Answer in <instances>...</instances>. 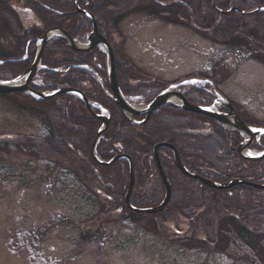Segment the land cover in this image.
<instances>
[{
  "label": "rangeland",
  "instance_id": "rangeland-1",
  "mask_svg": "<svg viewBox=\"0 0 264 264\" xmlns=\"http://www.w3.org/2000/svg\"><path fill=\"white\" fill-rule=\"evenodd\" d=\"M187 1L186 5L179 0L83 2L77 0L79 6L85 4L83 8L97 16L98 29L113 21L115 28L110 27L108 35L103 33V36L108 40L114 54L115 70L120 84L131 87L129 90L136 93V90L155 83H163L167 88L166 83L171 86L185 80L203 79L201 75L212 76L216 73L218 79L220 76L223 77V92L229 100L225 98L227 103L233 102L238 115L250 118V122L256 121L264 125V12L260 11H264V4H261L264 0H256L259 3H248L246 7L235 6L239 10L234 7L233 11H230V6L220 7V3H225L226 0H219V9H213L215 11L211 9L208 13L194 11V0ZM10 2L21 3L22 6L24 4V8L26 4L32 5L34 10L25 9L28 13L25 16H18L16 11L17 22L12 21L10 17H0V33L7 27L13 32H18L21 26L24 30H30L31 35L41 37L45 36L47 31H56L62 36L52 37L47 45L55 51L56 42L63 40L70 45L69 47L75 45L76 49L82 50L87 57L92 52L87 44L88 32L80 41L70 37L74 44L64 38L68 34L64 28L81 27L87 19L81 12L84 9L73 10L75 0H10ZM203 3L205 5V2ZM91 5L93 10H88ZM154 14H158L159 17L149 18ZM193 15L208 16L209 20L205 25L194 24L190 20L193 19ZM239 15L247 16L244 19L254 21L241 25L233 22L239 18L243 19ZM76 19H79V22H76ZM66 20H69L67 26L62 25ZM93 25L91 23V28ZM39 31L43 34H38ZM5 34L13 41L3 38L1 40H7L3 45L13 49L14 42H17L7 30ZM40 39L29 46L28 55H32L33 60L30 59L32 64L40 46ZM70 53L71 50L66 56L60 54L61 57H52V60L74 61ZM45 58L46 53L40 67L44 66ZM209 59L212 61L211 65H209L211 62L207 63ZM79 63L87 65L86 62L74 61L69 66L75 68L72 72L85 71L84 68H77ZM89 63L98 62L94 59ZM11 68L13 64L7 67H1L0 64V81H12L21 76L14 77ZM102 69L99 67L97 71ZM109 69L111 70V65L106 55L107 76ZM86 74L89 77L90 71L88 70ZM229 76L231 78L226 81ZM121 77L125 79L120 81ZM58 100L59 96H55L36 102L34 97L26 93L0 96V146L7 143L12 149L5 150L4 155L0 150L2 157L0 162L4 163L7 169L11 168L5 172L15 176V180L17 172L19 173L17 168L26 165L24 187L17 181L11 187L0 188L4 189L0 193V264H264V228L261 230L262 235L246 236L247 228H241L243 224L240 220H234L230 229L229 220L224 218L219 225L218 233V228L211 230L217 225L203 218L200 228L194 233L183 234L176 233V227L165 223L158 214L140 211L133 213L125 206L121 207V211H115L116 205L112 199L106 200L104 214H100L103 206H99L98 202L96 210L89 211L92 199L82 200L83 192L78 178L70 174L73 177L65 178V184L61 186L60 178L52 173V169L54 166H63L62 163L67 162L70 154L81 159L79 155L76 157L74 150H65L71 138L69 136L68 139L65 135L67 128L71 127L77 134L74 140L86 137L94 141L93 149L98 146V139L94 137L95 131L91 129L90 132L87 124H78L79 118L88 119L89 115L93 114L92 107L90 102L79 107L73 106L72 111L77 122L70 123L65 117L58 118L57 107L60 104ZM52 104L56 108H52ZM147 104H137L135 107L145 108ZM224 106L221 104L220 107ZM44 110L48 114H45ZM59 120H62L60 131L57 127ZM52 126L55 130H52ZM106 127L107 125L103 126ZM232 132L236 134L230 133V140L235 144L232 143L230 146L237 149L232 154L237 158L243 157L240 149L250 143L242 144L246 139L244 133L235 130ZM181 135L185 136L183 130ZM17 145L20 150H16ZM32 147L46 150H40L38 158L35 156L36 150H32ZM204 147L213 148L211 144ZM96 155L99 156L92 150L94 159ZM152 156L157 164L155 150ZM120 167L122 169L120 197L124 196L122 204L125 205L124 201H130L132 193L136 194L133 189L130 191L131 182L135 183L136 168L132 160L129 174L132 173L134 179H131L127 172L123 171L124 165L120 163ZM137 168L143 170L142 174L147 171L144 161L143 165L141 167L137 165ZM62 177H65L64 174ZM184 178V182L178 176L175 179L169 178L175 200L166 203L165 211L172 210L174 214L178 205L191 210L195 205H208L205 210L216 213L224 207L218 200L221 194L227 195L228 191L217 195L215 206L212 207V203L210 206L202 199L195 201L193 197L195 192L188 188L187 183L189 181L200 183L189 176ZM0 179L5 177L0 175ZM152 179L154 183L150 190L154 191L160 187V183L157 175L154 177L152 175ZM68 180H71L74 186L67 187ZM194 183L190 185L192 188ZM162 188L165 199L167 191L165 195L163 185ZM261 196L263 199L264 193ZM239 205V202L234 203L235 207ZM257 207L259 208L258 205ZM257 207H247L249 216H253L254 226H260L259 222L264 224V213L259 214ZM179 212L176 211L175 214ZM250 229L253 227L250 226ZM159 231L160 236L157 235ZM210 231H214L212 235L204 237ZM216 235L219 246L214 243ZM245 243L252 249H248Z\"/></svg>",
  "mask_w": 264,
  "mask_h": 264
},
{
  "label": "flooded vegetation",
  "instance_id": "flooded-vegetation-1",
  "mask_svg": "<svg viewBox=\"0 0 264 264\" xmlns=\"http://www.w3.org/2000/svg\"><path fill=\"white\" fill-rule=\"evenodd\" d=\"M6 1H8V2L4 3L2 6H0V17H3V16L8 17V18L10 17V19L14 22L18 21V16L28 15V13L26 12L25 9H33L32 5L28 6L26 4V6H25L26 8H24V4L22 6V5H20L21 3H13V2H10V0H6ZM79 1L83 2L84 0H79ZM179 1L184 2L186 4L187 0H179ZM202 1L205 2V5ZM213 1L215 2V0H213ZM217 1H219V0H217ZM75 2L78 5L77 0H75ZM187 2L190 3L189 1H187ZM253 2L259 3V1H256V0H242L241 2H238L237 0H226L225 3H220V7L227 8L230 6V8H231V6H234V7L240 6V8H241V7L248 6L247 5L248 3L252 4ZM76 4H73V7L75 5V8H76ZM193 4H194V11H197L198 13H203V12L208 13L209 11H211V9L212 10L214 9L209 0H194ZM261 4H264V2L261 1ZM84 5L85 4H82V6L78 5V7L80 9H84V11H87L86 8H83ZM216 6H218V5L216 4ZM75 8H73V10H77ZM16 11L18 12V16H17ZM84 11H81V12H84ZM213 11H215V10H213ZM38 12L40 13V11H38ZM75 13H76V11H75ZM76 14L79 15L78 13H76ZM75 17L77 18V16H75ZM158 17H159L158 14H154V15H150L149 18L157 19ZM244 18L243 19H240V18L236 19L233 22L241 25V24H245L247 22L254 21V20H249V19L246 20ZM166 19H168V18L166 17ZM168 20H166V22ZM190 20L194 24L205 25V22L209 20V17L208 16L199 17L198 15H193V19H190ZM179 21H181V20L179 19ZM68 22H69V20H66L63 22L62 25L67 26ZM76 22H79V19H76ZM64 29L66 31H68V33H70L69 31H71L73 29V26L71 27V29H69V28H64ZM6 30L8 33L12 34V37L17 42V43L14 42L15 47L13 49L9 48L8 46L5 47L3 45L4 44L3 42H6L7 40L13 41L11 37H9L5 34ZM6 30L4 32L0 33V50L4 53L5 56H7V57L10 56V58H8L7 60L4 59L3 61L13 60V62L12 61L11 62H5L3 65H1V67H7L8 65L13 64V68H11V70L13 71L14 77H16V76L18 77V75L23 74L33 65L30 62V59L33 60L32 55L31 56H29L30 54L28 55V53L30 52L29 46L31 45L32 42H34L35 40H37L41 36H37L36 34L31 35L32 32L28 29L24 30L23 26L20 27L18 32H13L9 27H7ZM26 34H29V39L25 41ZM100 34L102 36L104 35L101 32H100ZM3 38H7V40H1ZM216 44H218V43H216ZM69 50H71V49L68 48L67 46L66 47L65 46H59V47H57V51H59L58 52L59 55L55 54L53 56L52 55V47L50 45L47 46L45 49L46 58L44 61V66H46V68L52 67V69H54V70L66 71V72L62 73V75L57 74L55 72H52V77H51L52 82L50 81L51 83L49 86L47 84H45L43 82V80L37 79L40 77V75H41V73H40L39 76L36 77L34 81L30 82L29 87L35 91H38V92L43 91V90H50V89H52V91H57L59 89H66V88L78 89V90L82 91L88 97V99L91 100L95 104L92 106V111L95 114H91V115L88 114L89 115L88 119L79 118L80 120L78 121V124H80V125H86L87 124L88 125L87 128L90 129L89 130L90 132H92L91 129H93L95 131L94 137H96L98 132L103 129L104 125H107V127L103 133V138L100 141V145L97 148V153L99 154L98 157L103 161V164H100L99 162H97L96 159H94V157L92 156V143L93 142L91 141V139L86 138V137H82L81 139L74 140L73 138L77 137V134L74 135L73 129L70 127V128L66 129V133H65V135L67 136L68 139H69V136L71 137L70 142L67 144V147L65 148V150H74L76 157L79 155L81 159L74 158L72 156V154H70L67 157V162L62 163L63 166H59V165H58L59 167L54 166V168L52 169V173L56 174L60 178L61 184L64 183L65 178L67 179V177H73L70 174H73L78 178L82 192H83L82 200L87 201L88 199H92V203H90V204H92L91 208H90L91 210H89V211H91V212H93V210L95 211L96 207H97V202H98L99 206H101V205L103 206V209L100 212V214H104V207H105V205H107L105 201L107 199L108 200L112 199L113 204L116 205V207L114 208L115 211H121L122 206H125V208L127 209L126 205L122 204L124 196H122V198L120 197V189H121L120 188V179L122 176V169L120 167V163L124 165L123 171L126 172L130 161H128L126 158H123V156H125V155L130 156L126 152L127 150H133V155L135 156V161H136V168H137V165H138V167H141L143 165V161L147 167L146 168L147 171L144 174H142V171H143L142 169L137 168V176H138V180L140 182L139 185H137V186L138 187L142 186L143 188L141 187V189H139L135 186L136 185V178H135L133 191H135L136 194L133 195V193H132V196H131V200L133 199L132 202H134L135 204H140L141 201L147 200L149 198L155 199V198H158L160 196H162L164 199V192H163L162 185L165 189V195H166V186L163 182V179H162L159 171L157 170L153 156H152V159L149 157V153L150 152L152 153L154 150H159L161 163L163 165V168L166 169V171L168 173V175H167L168 179L169 178L175 179L176 176H178L181 178L182 182L185 181V178L174 163V155H173L172 150H178V151L179 150H225L224 152L227 155H229V156L231 155L234 159L237 158V156L234 157V155L232 154V152H235V150H237L236 147H233V146L220 147V146L215 144L214 140L212 141L213 148H205V147H202L200 145H195L193 147L187 146V147H183V148H177V146H175L173 143L166 142V141H160L158 143H155L154 145L153 144L149 145L150 144L149 142L151 141V138L153 137L152 136V134L154 133L153 130H151V133H143L142 135H140L138 137H136L134 135L130 136V139L132 141V145L129 147L124 146V144L122 142V139L124 138V136H121L120 131H116V128L118 126L117 122L115 124L113 123V121H115V119H116L115 114H113V113L120 115L118 113V110L115 109V107L118 108V106L111 99H109L107 97H106V99H104V98L102 99V103L99 102L98 98H97L98 102L95 100V98L97 96L94 97V100L90 98L93 94H95L94 92L98 90V87H102V85L101 84L99 85L94 81H91V82H88L86 84H82L81 87L74 86L72 84L71 80H72V76H73L72 74L75 72H72V70L67 71L68 68H65L63 65H58V64H61L64 60L60 61L59 63L52 60V56H53V58L61 57L60 54L62 56H66L69 53ZM92 51H94V50H92ZM25 54H27L26 57H25ZM70 55H72V60H74V61H79L82 63L86 62V64L88 66L92 65L89 63L92 60L87 59L88 57H87L86 53L73 52L71 50ZM83 55H85V57H80ZM0 60H2V59H0ZM65 61H68V60H65ZM74 61H72V62H74ZM209 62H211V63H209ZM207 63H209V65H211L212 61L209 59L207 61ZM78 65L82 66L80 63ZM89 68H91L94 71V72H90V74L93 76L94 79L96 78L95 77L96 75H98V77H101L103 80H104V78L105 79L107 78L106 71H105L106 66L103 67V69L101 71L94 70V68L92 66H90ZM44 73H47V72H44ZM77 73L83 74V75L84 74L88 75V74H86V71L83 72V71L78 70ZM92 76H91V78H92ZM201 77H204V78L203 79L199 78L198 79L199 82L197 84H195L194 86L180 87L178 89V91L181 94H183L184 97L187 98L191 104H193L195 102V103L202 105V106L215 105L216 100H218L216 97H214V93L216 91L219 92L222 95V97H224V98L226 97L225 93L223 92V86H222L223 77L220 76L219 77L220 79H218L216 73H214L212 76L201 75ZM230 78H231V76H229L226 79V81H228ZM195 79H197V78H195ZM120 81H123V79L120 78ZM104 83L106 85L104 87L107 90H111V86L109 83H107V79H106V81H104ZM118 84H119V80H118ZM86 85H88V87ZM121 85H123V83H121ZM154 85L162 87L165 89V85L163 83H157V84L155 83ZM154 85H151V86H154ZM166 85H169V84L166 83ZM54 86H57V88H54ZM151 86L143 87L142 93H144L145 95L143 97H142V94H138L140 96H132L131 102L133 104H136V105L137 104H145L146 101L148 100L147 94H149L147 91L151 89ZM221 86H222V88H221ZM128 88L130 89L131 87H128ZM102 90H103V87H102ZM202 99H203V101L198 102L199 100H202ZM58 101L60 104L64 102L65 106H66V108H64L63 112H61L59 107H57L59 112H61V114L59 116L57 115L58 118H62V116H64L70 123L77 122V121H75L76 117L72 111V107L73 106L79 107L81 105L79 100L75 99L74 97H64V98L59 97ZM230 103L234 107L233 102H230ZM60 104H59V106H60ZM242 106H245V105H242ZM54 107L56 108V106H54V104H52V108H54ZM99 107H103L104 109L108 110L110 115L108 116L107 114L102 113V111L99 110ZM118 109L123 114V116L126 117L124 115V113L121 111V109L120 108H118ZM154 113L150 117L149 129H152V126L154 124H156L155 119L157 116L154 117ZM183 115L185 118H191V120L188 121L187 123H189L190 125H195L194 128H199L201 126L202 120L200 118L194 116L193 114H188V115L183 114ZM239 117H240L241 121L244 122L245 124H246V122L252 123V122H250L251 121L250 118H245L244 116H239ZM137 119L139 122H141L145 118H137ZM254 121H255V119H254ZM60 122H62V120H59L58 125H57V127L59 128V131H60ZM259 123L260 122L255 121L256 125H259ZM129 124H130V122H129ZM262 127H264V125H262ZM209 128H211V132H212L213 126L210 125ZM262 129H264V128H262ZM52 130H55V128L53 126H52ZM56 130H57V128H56ZM181 131L182 130H179L177 132L180 142L182 141ZM206 132H207L206 129L202 131V133H206ZM235 139H236V136H235ZM3 141H5V140H3ZM88 141H91V142L88 143ZM253 143H254V146H252ZM163 144H165V145L169 144L173 147L159 146V145H163ZM16 147H17L16 150H20L18 148L19 145H17ZM246 148L243 147L240 150H247L248 153L251 155H260L261 159L258 160L257 162H249V161L243 160L245 162V163L243 162L245 167L244 168L241 167V168L244 171V176L247 177V180H248V178L255 177V178H252L254 180H257V182H255V183L256 184H262V183H264V136H262L258 142L256 140H254L249 147L247 144ZM8 149L12 150L10 148V144L5 143L4 146H0V150H2L3 155L5 154V150H8ZM21 150H24V149H21ZM32 150H36L35 156H37L39 158L40 150H46V149H41V148L39 149L36 147H32ZM52 150H54V148H52ZM0 157H1V152H0ZM132 160L133 159H131V163H132ZM238 160H240V159H238ZM110 162H112V164L110 166L105 165V164H108ZM133 163L135 165L134 160H133ZM252 163H257V164L252 166ZM243 164H241V165H243ZM7 170H11V168L7 169L5 167V164L0 162V173H1L0 175L5 177V179H0V188L5 189L7 187H11V186L15 185L17 181L20 182L21 187H24L26 165L23 168H21V167L17 168V171H19V173L17 172V179L16 180L14 179L15 176L11 175L10 173L5 172ZM62 174H64L65 177H62ZM172 174H177V175L173 176ZM152 175H153V177L157 175L159 183H160V187L155 188L154 191L150 190V187H152L153 183H154V180L152 179ZM6 177H9V179H7ZM14 180H15V182H13ZM169 181H170V179H169ZM192 183H194V182H188L187 184L189 185L188 188L192 189L195 192V195L193 196L195 201H198V199H202V200L206 201L209 205H210V203H212V207L215 206V201L217 199V195L221 194V192L216 191V190H212V189H210V190L208 189L209 191H204L205 186H202L201 184H197V183H194V186L192 188L190 186ZM66 185H70V187L74 186L71 180H68L66 182ZM170 187H171V199L170 200L173 201V200H175V194L173 193L174 190L172 188L171 182H170ZM3 190H0V193ZM233 190H235V189H233ZM233 190H229L228 191L229 193L227 195L221 194L222 196L218 200L224 206L222 209H220L222 211L221 215H217V212L216 213H209L208 212L205 214L206 215L205 218L207 219V221L217 225V227H213L211 230H216L218 228V233H219V231H220L219 225H220L221 221L224 218H227L229 220L230 229H231V225H232L234 220H240V222L243 224L241 228H247L246 233H245L246 236L251 235V234L262 235L261 230L264 228V224L259 222L258 224H261L260 226H254V223L252 221L253 216H249V212H248L247 207H249V206L257 207V205H258L259 208L257 207L258 208L257 212L259 214H261V213L263 214L264 213V202H262V201L264 200V198L262 199V196H261L263 193L257 194L256 195L257 198L255 200H248V199H246L244 192L236 191V190L233 192ZM104 198H105V200H104ZM235 202H239L240 205L238 207H235L234 206ZM84 204H87V203H84ZM207 206L208 205H203L204 210L201 213L207 212L205 210V208ZM137 208H142V207H137ZM181 210H183V208L180 205H178V207L174 211V214H173V211H164L159 215L162 216L161 218L163 221H164L165 215L169 218L168 220H171L167 223H170L174 227H176V230L178 229L177 231L175 230L176 233H179V232H183V234H190V232L194 233L197 228H200L201 221H200L199 225L195 224L194 226H187L186 224H188L189 222H187L185 219H182L180 217L181 212H179L178 214H175L176 211H181ZM250 226H252L253 229H250ZM160 228H162V227H160ZM213 232L214 231H210L207 235L205 234V236L204 235L203 236L208 238L212 235ZM157 235L160 236L161 231H159V234L157 233ZM217 236L218 235H216V237H215L214 243H216V246H219L220 243H219V239ZM183 237L185 238V236H183ZM242 237H243V234H242ZM177 238H179V237H177ZM208 242H209V240H208ZM245 244H246L248 249L251 248V246L249 244H247V243H245Z\"/></svg>",
  "mask_w": 264,
  "mask_h": 264
},
{
  "label": "trees",
  "instance_id": "trees-1",
  "mask_svg": "<svg viewBox=\"0 0 264 264\" xmlns=\"http://www.w3.org/2000/svg\"><path fill=\"white\" fill-rule=\"evenodd\" d=\"M8 1L6 0H0V6H2L4 3H7ZM216 4L218 5V1L215 0ZM219 6V5H218ZM91 8H89L88 10H93V6H90ZM96 19L97 16L95 15ZM98 21V19H97ZM89 22V23H88ZM113 22V21H112ZM112 22L109 25H106L103 28H100V32L101 33H105L106 35H108V30L110 29V27H113ZM83 23V22H82ZM88 23V25L86 24ZM112 25V26H111ZM71 29V28H69ZM91 21L86 19L85 23L82 24L81 27L76 28L75 26H73V29L70 32V35L73 37V39L80 41L82 37H84L87 32H89L91 30ZM105 31V32H104ZM73 32V33H72ZM40 35L43 34V32L39 31ZM38 36V35H37ZM85 38V37H84ZM108 38V37H107ZM29 39V34H26V40ZM56 46H67L66 42L63 40H58L56 42ZM59 55L58 51H55L54 49H52V55ZM52 56V57H53ZM10 58L5 56L4 53L0 50V59L4 60V59H8ZM96 59V64H92L90 66H92L94 68V70L97 71V69L99 67H105L106 66V55L100 51V49H95L94 51H92L91 53L88 54V60H94ZM59 63V62H58ZM73 62L72 61H63L61 64L58 65H63L65 68H68ZM106 69V68H105ZM106 71V70H105ZM78 71H76L75 73H73L72 75V84L74 86H78L81 87L82 84H86L88 82L94 81V82H99L97 81V79L95 78H91V76L89 75V77L87 75H83V74H78ZM121 75V74H120ZM50 76H45L42 75V79L43 81H45V84H47L48 86L50 85V83L52 82V78ZM121 79H125L124 77H121ZM51 81V82H50ZM104 81H106V79L104 78ZM93 82V83H94ZM108 85V84H107ZM119 87L122 91V93L125 95V97L131 101V97L132 96H140L138 94H142V97L145 95L144 93H142L141 91L143 89L140 90H136V93H134L133 91L129 90L128 86H123L119 83ZM54 88H57V86H54ZM164 88L159 87V86H151V89L148 90L147 92L149 94H147V102L151 101L152 99H154L161 91H163ZM156 90V91H155ZM95 94H93L90 98L94 100V97L97 96L95 98V100L100 103H102V99H106V96L104 95V92L102 90V87H98V90L94 92ZM102 97V98H101ZM98 98V100H97ZM202 100H199L198 102H201ZM80 102V101H79ZM81 104V102H80ZM194 105H199L197 103H193ZM48 105H50V103H48ZM64 108H66L65 103H61L59 106V109L61 112L64 111ZM116 110H118V114H115V121H113V123L115 124L117 122L118 126L116 128V131H120L121 136H124V138L122 139V142L124 144V146L129 147L132 145V141L130 139V136L134 135L136 137L142 135L143 133H151V130L154 131V133L152 134V138L151 141L149 142V145H154L155 143H158L160 141H166V142H171L173 143L175 146H177V148H183V147H193L195 145H200L202 147L207 146L208 144H212V141H215V144L223 147V146H230V144L232 143L231 136L230 133H228L222 126H220L219 124L215 123L214 121H210L207 118L201 117V116H196L198 118H200L202 120V125L199 128H194L195 125H190L189 123H187L188 121L191 120V118H185L183 114L188 115V113H185L183 111H181L180 109H178L175 106H164L160 109H158L155 113H154V117H156V124H154L152 126V129H149L150 126V122L142 128H137V127H133L131 126V124H129V121L126 117L123 116V114L119 111L118 108L115 107ZM45 114H48L47 111H43ZM61 112L58 113V116L61 114ZM163 116V117H162ZM64 116H62L61 119H63ZM184 123H187V127H182V125ZM210 124L213 126V130L211 132V128H206V125ZM246 124H249L246 122ZM207 130L206 133H202L203 130ZM179 130H183L185 132V136L182 137V141H179L178 138V134L177 132ZM73 134L75 135V132H73ZM177 143V144H176ZM122 144V145H123ZM225 150H179L180 152V156L181 159L184 163V166L192 173L198 174L206 179L215 181V182H219V183H225V182H229V181H233L235 179H243V180H247V177L244 176V171L242 170L241 167H245V165L243 164V162H238L237 158L234 159L231 155H227L225 152ZM131 158L134 160L135 162V168H136V161H135V156L133 155V150H127L126 151ZM149 157L152 159V153H149ZM189 161V162H188ZM245 163V162H244ZM243 164V165H241ZM257 163H252L253 165H256ZM250 165V164H249ZM251 166V165H250ZM166 174L168 175L166 169H164ZM127 175L129 177V165L127 167ZM135 178H136V186L139 185V180H138V176H137V168H136V172H135ZM255 178V177H252ZM252 178H248L249 181L251 182H257V180H254ZM186 181H189L186 179ZM189 182H194V181H189ZM142 187V186H141ZM141 187H137L139 189H141ZM143 188V187H142ZM209 188H204V191H209ZM236 191H242L245 193V197L248 200H255L257 197L256 195L259 193H262L260 191H257L255 189H250V188H237L235 189ZM233 190V192L235 191ZM163 197L160 196L158 198H149L147 200L141 201L140 204H135L134 202H132V204L135 207H142V208H152L154 206H157L161 203ZM133 201V199H132ZM221 203V202H219ZM183 208V210H181V215L180 217L182 219H185L187 222H189L188 224H186L187 226H194L195 224L200 223V221L206 217V215L204 213H201L204 210L203 206H193L191 207L192 210L189 208H184L183 206H181ZM214 207V206H213ZM197 212H194V211ZM172 211V210H171ZM208 213V212H207ZM222 211L219 210L217 211V215H221ZM163 215V214H162ZM169 218L165 215L164 218V222L167 223L171 220H168Z\"/></svg>",
  "mask_w": 264,
  "mask_h": 264
},
{
  "label": "water",
  "instance_id": "water-1",
  "mask_svg": "<svg viewBox=\"0 0 264 264\" xmlns=\"http://www.w3.org/2000/svg\"><path fill=\"white\" fill-rule=\"evenodd\" d=\"M52 31L48 32L43 38H42V45H41V51L39 53V56L37 58V62H36V65L38 64L41 56H42V53H43V49L45 47V44L47 43V41L52 37ZM56 33V31H55ZM65 35V34H64ZM65 37L67 39L70 40L69 37H67V35H65ZM71 42V40H70ZM89 42H90V45H89V50L93 49L95 46L97 45H105L108 49V52H109V62H110V65H111V73H110V83H111V87L113 89V92H114V95H115V98H116V103L121 107V109L130 114L131 116H138V115H145V114H148L150 115L156 108L164 105L165 103L169 102L170 98L173 97V96H177L179 97L184 103V107L183 109L186 110V111H189V112H193V113H197V114H202V115H206V116H209L211 118H214L218 121H220L221 123L225 124V125H230V126H233L234 128L240 130V131H243L245 133H247L250 137V139L253 138V136H256L258 134L256 133H253L252 131H250L249 128H247L241 121L238 117H234V121H235V124H233L234 122H231L229 121V116H220V115H216V114H213L207 110H204L202 108H198V107H192L190 106L187 102L184 101V99L182 98V96L178 95V94H173V93H165L161 96H159L149 107L147 110H145L144 112H141V111H138L132 107H130V105H128V103L126 102V100L123 98L119 88H118V83H117V77H116V73H115V68H114V56H113V53H112V50L110 48V45L106 42V40L101 37L98 33V29L96 27V24L94 23V33L91 35V37L89 38ZM74 44V42H71ZM73 49L75 50H78L76 49L77 47L75 45L72 46ZM36 65L34 66V68H32L31 71H29L28 73H26L24 76H22L21 78L17 79V80H14V81H11V82H0V93L2 94H5V93H13V92H29L30 94L36 96V97H41L43 99H48L50 97H47V96H44L42 94H36L35 92H32L30 91L28 88H27V83L28 81H30V79H32L36 72H37V68H36ZM26 80L25 84H24V81ZM68 92H74L72 90H69V91H61L60 93H68ZM232 113L233 110L231 109ZM107 123V122H106ZM260 134V133H259ZM160 146H169V147H172L170 145H160ZM159 147V146H158ZM159 150H155V157L157 159V163H158V167L160 169V172H161V175H162V178L163 180L165 181V184H166V188H167V198L166 200L164 201V203L159 207V208H156V209H153V210H148L147 212H157V211H161L166 203H168L169 201V198H170V187H169V184L166 180V176L160 166V161H159V153H158ZM175 154V161H176V165L178 166V168L187 176H190V177H193L195 179H198L200 181H202L204 184L206 185H209L211 187H216L218 189H227L228 186H225V187H221V186H217L215 184H212L211 182H208V181H205V180H202L194 175H191L189 174L186 169L184 168L181 160H180V157L178 155V152L177 150H172ZM132 176L133 174L131 173V179H132ZM240 184H243V185H248V186H252L248 183H240V182H235V183H232L229 185V187H232V186H235V185H240ZM132 186H133V183L131 182V185H130V191L132 190ZM256 188H261V189H264L263 186H255ZM130 191H129V194H130ZM128 204H129V200H127ZM131 208V207H130Z\"/></svg>",
  "mask_w": 264,
  "mask_h": 264
}]
</instances>
